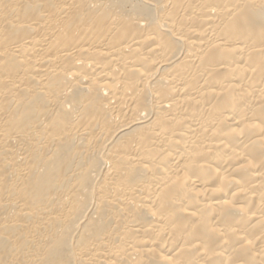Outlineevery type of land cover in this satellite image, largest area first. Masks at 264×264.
I'll return each instance as SVG.
<instances>
[{
	"label": "bare ground",
	"instance_id": "obj_1",
	"mask_svg": "<svg viewBox=\"0 0 264 264\" xmlns=\"http://www.w3.org/2000/svg\"><path fill=\"white\" fill-rule=\"evenodd\" d=\"M0 264H264V0H0Z\"/></svg>",
	"mask_w": 264,
	"mask_h": 264
}]
</instances>
